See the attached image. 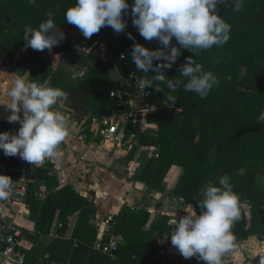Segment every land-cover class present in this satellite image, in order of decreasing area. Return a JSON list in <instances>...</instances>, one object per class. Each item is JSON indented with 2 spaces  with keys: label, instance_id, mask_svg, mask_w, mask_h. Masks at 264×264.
<instances>
[{
  "label": "trees",
  "instance_id": "1",
  "mask_svg": "<svg viewBox=\"0 0 264 264\" xmlns=\"http://www.w3.org/2000/svg\"><path fill=\"white\" fill-rule=\"evenodd\" d=\"M76 0H36L30 5L27 0H0V54L14 59L23 53L32 64V76L37 82H51V87L60 88L67 99L65 105L74 111V120L78 125L85 122V133L90 135L94 119L109 116L117 109L110 92L115 83L110 77L109 67L98 61L77 86L65 81V74L53 70L52 64L44 57V51L25 48L24 30L26 26L38 28L53 12L54 23L63 28L67 21L65 12L75 5ZM125 30L115 32L111 26H104L91 39L79 37L77 42L90 46L97 40L106 46L113 58L118 60L117 68L123 77L136 73L148 78L156 75L152 70L143 73L137 70L131 57L134 43L150 51L162 49L155 38L146 40L133 26L131 5ZM232 0L218 3L216 14L230 24V39L223 46H213L200 50L194 56L172 39L170 46L180 49L181 55L170 69H164L166 79H185L180 68L186 57H192L205 71H211L218 79L219 86L201 99L196 93L184 91L181 85L171 91L165 83L153 82L152 105L155 111L146 114L145 120L158 126L153 135H140L136 126L130 123L125 130L126 139L133 134L138 137L140 146L157 148L159 157L150 159L137 180L147 187L163 193L165 180L172 168L181 169V176L173 189V195L186 205H193L201 214L199 201L203 199L202 189L207 181L228 175L234 192L239 197L240 216L232 224L231 232L235 236L234 244L258 237L264 241V123H258L257 117L264 110V0H243L241 11L231 7ZM123 12V10H122ZM131 34L133 39L129 38ZM52 50L64 57L71 53L61 45ZM165 61H155L154 65ZM245 67V75L240 80V70ZM228 77H231L229 80ZM155 87L162 92L157 93ZM172 95L176 103L168 101ZM64 96V97H65ZM64 97L57 103L60 104ZM165 103L170 104L166 106ZM177 109H179L177 111ZM116 111L122 112L123 109ZM5 127L0 126V129ZM44 169H36L33 177L46 182L50 188L52 179ZM249 204V208L241 201ZM30 220L35 223L33 242L40 244L49 237L58 212H62V225L68 215L77 214L85 205V200L69 186L46 197L30 186L26 200ZM169 217L159 215L152 219L146 210H136L124 206L118 215L110 221L107 232L122 236L125 245H119L114 257L93 248L97 230L84 223L77 240H68L58 236L38 251L41 252V264H154L158 263L154 254L159 247L154 241L168 237L172 228ZM37 252V250H36ZM32 254H27L26 264H34ZM223 264L225 263L222 257ZM190 264H206L195 256Z\"/></svg>",
  "mask_w": 264,
  "mask_h": 264
},
{
  "label": "clouds",
  "instance_id": "2",
  "mask_svg": "<svg viewBox=\"0 0 264 264\" xmlns=\"http://www.w3.org/2000/svg\"><path fill=\"white\" fill-rule=\"evenodd\" d=\"M34 5L36 0H27ZM226 0H133L131 16L133 26L146 40L156 39L162 49L150 51L134 43L131 57L137 70L156 75H146L137 83L141 87L153 88V82L165 83L171 91L180 86L183 90L206 98L212 89L219 86L217 77L211 71H205L192 57H186L181 65L180 75L185 78L166 79L164 69H170L181 55L179 48L170 46L173 38L182 48L195 55L200 50L213 46H223L230 39V24L216 14L218 3ZM243 0H232L234 11H241ZM127 0H76L75 5L65 12L67 24L75 25L86 39L98 33L104 26L121 33L127 26L122 17L128 15ZM123 10V12H122ZM47 19L38 28L26 26L24 30L25 48L43 51L51 50L65 39L64 33L54 23L53 12L46 13ZM129 38L133 39L129 33ZM123 59V54L121 56ZM155 61H165L154 65ZM230 80L231 77H228ZM0 93V105L10 111L9 123L18 122L20 128L16 134L0 132V150L6 156L19 155L25 161L41 163L45 158L55 157L57 146L68 134V120L53 106L65 93L60 88L50 86L49 80L37 83L23 76H17L9 88L7 84ZM162 92L159 87L154 88ZM176 103L172 95L167 102ZM179 109H177L178 111ZM23 113V118L19 115ZM258 123H264V110L257 117ZM10 177L0 175V199L11 191ZM203 199L199 201L201 214L190 205L186 215L173 218L170 239L185 258L196 257L206 264H223L224 253L234 248L235 236L231 232L232 224L240 216L239 197L234 192L228 175L207 181L203 188ZM264 264V257L260 258Z\"/></svg>",
  "mask_w": 264,
  "mask_h": 264
},
{
  "label": "crops",
  "instance_id": "3",
  "mask_svg": "<svg viewBox=\"0 0 264 264\" xmlns=\"http://www.w3.org/2000/svg\"><path fill=\"white\" fill-rule=\"evenodd\" d=\"M60 30L64 33L65 39L59 45L70 49L71 53L61 57L52 49H45L43 57L52 64L53 70L62 71L65 74V81L74 87L84 79L96 62L102 61L109 67L110 77L116 85V81L122 77L117 68L118 59L109 55L104 44L99 40L90 46L84 42H77L79 37L86 38L75 25L65 24ZM23 53L25 51L11 60L0 54V86L7 84L10 88L17 76L33 79L32 64L27 58H23ZM81 74L83 77H80ZM2 91L3 88L0 87V93ZM66 99L67 95L60 104L53 106L67 118L68 134L57 146V154L51 158L50 169H44L52 179L51 186L49 188L46 182L35 179L32 171L29 174V189L34 185L38 193L46 197L51 192L69 186L85 200V205L77 214L68 215L63 225L62 212H58L51 235L42 238L40 244L33 242L35 223L30 220L26 202L25 204L16 202L10 206L6 214L18 224L21 246L27 254H32L34 264H41L42 261L38 248L48 245L58 236L76 241L84 223L97 230L94 249L97 241L101 239H107L118 246L125 245L126 241L122 236L107 232L110 221L124 206L138 211L146 210L152 214V219L165 215L170 221L175 217L179 219L186 215L185 211L190 206L173 195V189L181 176V169L174 167L170 170L165 180L166 190L163 193L147 187L139 182L137 177L152 159L150 151L153 148L140 146L136 134L128 139L125 134L120 133L114 137L104 138L92 128L93 121L98 119L92 121L91 134H86L84 123L88 119L78 125L74 120V111L65 105ZM165 105L170 106L168 103ZM10 114L5 106L0 105V126L7 127L12 124L7 120ZM138 127L143 131L139 133L140 135L154 136L158 131L156 124L147 121L146 124L143 121L137 124L136 128ZM6 162L10 163L9 160ZM191 206L197 215H200L198 210ZM170 221L169 225L173 228ZM154 244L160 249L154 254L159 262L154 264H190V258L185 259L180 254L171 244L169 236L155 240ZM261 257H264V241L258 237H250L248 240L234 244V248L223 255L227 264H260Z\"/></svg>",
  "mask_w": 264,
  "mask_h": 264
},
{
  "label": "built area",
  "instance_id": "4",
  "mask_svg": "<svg viewBox=\"0 0 264 264\" xmlns=\"http://www.w3.org/2000/svg\"><path fill=\"white\" fill-rule=\"evenodd\" d=\"M117 59L122 60L121 56ZM80 77H83V74ZM141 78L136 73H131L128 77L122 76L116 81L115 89L110 92V97L116 102L117 109H123V111L119 112L116 109L109 116L93 121L92 128L96 133L104 138H109L119 133L125 134L130 123L135 126L143 121L146 124V114L155 111V108L152 105L150 88L145 89L137 83ZM128 90L133 91L138 98L143 99L148 108L139 109L136 106V100L129 95ZM20 116L23 118L22 112ZM19 128L20 124L14 122L0 129V132L16 134ZM141 128H135L137 133L143 132ZM150 157L158 158L159 150L153 148L150 151ZM6 160H9L10 163ZM50 165L51 158H45L41 163L34 164L23 160L19 155L6 156L3 150H0V175L10 177L12 180L11 191L5 198L0 199V264H26L27 253L20 243L18 224L6 213L13 203L25 204L29 195V174L36 169H50ZM95 249L114 257L118 245L107 239H101L95 244Z\"/></svg>",
  "mask_w": 264,
  "mask_h": 264
},
{
  "label": "water",
  "instance_id": "5",
  "mask_svg": "<svg viewBox=\"0 0 264 264\" xmlns=\"http://www.w3.org/2000/svg\"><path fill=\"white\" fill-rule=\"evenodd\" d=\"M128 93L129 95L136 100V106L139 108V109H146L148 108L145 101L143 99H140L137 97V94L134 93L133 91H130L128 90Z\"/></svg>",
  "mask_w": 264,
  "mask_h": 264
},
{
  "label": "rangeland",
  "instance_id": "6",
  "mask_svg": "<svg viewBox=\"0 0 264 264\" xmlns=\"http://www.w3.org/2000/svg\"><path fill=\"white\" fill-rule=\"evenodd\" d=\"M244 75H245V67H242L241 70H240V75H239L240 80L243 79ZM50 84H51V82H50ZM241 203H242L244 206H246V207L249 208V204L246 203L244 200H242Z\"/></svg>",
  "mask_w": 264,
  "mask_h": 264
}]
</instances>
